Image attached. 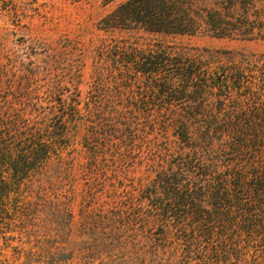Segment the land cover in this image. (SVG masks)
<instances>
[{"label":"trees","instance_id":"obj_1","mask_svg":"<svg viewBox=\"0 0 264 264\" xmlns=\"http://www.w3.org/2000/svg\"><path fill=\"white\" fill-rule=\"evenodd\" d=\"M97 27L108 39L96 48L101 66L84 141L91 150L109 151L111 137L125 141L147 124L163 131L158 169L140 188L142 234L158 228L189 252L264 245V63L224 61L206 49L143 46L121 35L264 38V0H117ZM53 116L20 125L0 114L2 213L28 186L29 173L49 159L66 121ZM164 155L174 161L166 166Z\"/></svg>","mask_w":264,"mask_h":264},{"label":"rangeland","instance_id":"obj_2","mask_svg":"<svg viewBox=\"0 0 264 264\" xmlns=\"http://www.w3.org/2000/svg\"><path fill=\"white\" fill-rule=\"evenodd\" d=\"M116 3L0 0L2 118L24 125L42 124L52 112L55 119L66 117L49 159L29 173L28 186H21L7 213L0 210V264H264V245L189 252L174 236L162 237L158 228L142 234L140 188L154 177L163 154L160 125L147 124L144 132L126 135L125 141L111 137L115 146L109 151L91 150L84 141V118L101 66L96 48L108 39L98 21ZM121 35H131L143 46L206 49L224 61L244 57L258 67L264 63L261 37ZM164 158L166 166L174 161Z\"/></svg>","mask_w":264,"mask_h":264}]
</instances>
